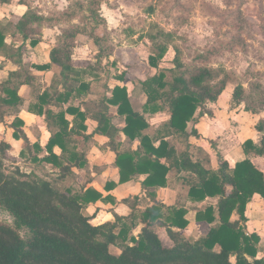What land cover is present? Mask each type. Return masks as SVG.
Here are the masks:
<instances>
[{
	"label": "trees",
	"instance_id": "1",
	"mask_svg": "<svg viewBox=\"0 0 264 264\" xmlns=\"http://www.w3.org/2000/svg\"><path fill=\"white\" fill-rule=\"evenodd\" d=\"M11 1L0 0V3ZM90 2L87 15L94 23L93 28L81 29L73 24L62 29L49 51V61L44 64H26L21 50L27 41L36 46L39 39L32 32L47 24V20L51 21V26L55 25L60 21V15L58 20L55 16L48 19L30 9L24 0H18L17 4L26 6L28 11L15 23L8 21L0 26V56L3 58L0 69L7 62L14 65L0 79V124L12 138L26 142L19 156L58 169V175L51 179L29 175L19 169L8 171L4 159L12 145L9 140L0 138V209L12 218V224L0 221V264H264V256L257 255L260 236L256 232H247L245 214L254 195L264 199V171L249 158L251 154L264 156V117L254 128L261 134L259 141L246 139L242 144L245 157L234 165L219 156L216 168L206 167L202 160H193L187 148L178 152L171 138L182 139L196 134L195 127L189 129L190 123L194 124L206 115L212 117L208 105L218 102L227 87L228 76L222 68L203 64L188 67L182 58L183 51L175 41V33L157 24H151L144 34L153 46L148 64L154 72L136 82L145 95L143 112L131 108L127 87L123 85L125 72L113 75L115 83L105 84L100 98L89 97L92 82L100 79L95 72L99 67L96 62L107 57L111 49L107 33H94L98 26L105 27V23L99 13L98 0ZM82 5L65 10L61 15L73 17ZM79 34L92 39L96 47L94 62L72 60ZM9 36H19L22 41L19 45L8 43ZM198 58H204L203 54H198ZM165 62L169 67L161 66ZM52 68L54 75L48 86L33 72ZM23 84L30 87L28 111L42 116L51 134L44 148L28 140L24 122L18 116L20 106L24 104L18 94ZM259 89L260 85L256 84L264 112V93ZM244 93L243 86L237 85L233 98L241 100ZM76 99L85 104L84 111L74 105L63 110L64 103L72 104ZM110 105L117 107V114L123 116V127L111 122L106 112ZM92 107L95 108L93 111ZM54 108L60 109L55 112ZM65 111L74 115L71 127ZM88 112H93L97 122L91 134H86ZM145 113H165L166 119L160 128L144 134L143 131L150 127ZM121 133L131 141L138 139L134 149H121ZM75 134H84L85 139L95 134L104 137L105 150L113 154V164L118 168L119 183L144 176L141 196L149 197L152 204L142 209L140 195L132 200L123 199L131 209L130 213L118 214L113 209V221L94 224L95 213L88 214L86 206L106 197L93 188L79 190L75 179L68 185L63 184L75 177L73 167L87 166L85 154L76 150ZM55 146L61 149L60 155L53 152ZM173 169L187 174L184 181L189 200L217 199L215 206L207 205L197 210V221L215 224L196 239L181 233L189 223L185 218L187 208L180 204L166 205L156 199V189L166 186L168 173ZM106 186L110 190L114 183L109 182ZM140 224L142 227L135 236L133 230ZM23 229L25 234L21 235ZM159 229L171 239V246L162 241ZM110 245L119 246V253H112Z\"/></svg>",
	"mask_w": 264,
	"mask_h": 264
},
{
	"label": "rangeland",
	"instance_id": "2",
	"mask_svg": "<svg viewBox=\"0 0 264 264\" xmlns=\"http://www.w3.org/2000/svg\"><path fill=\"white\" fill-rule=\"evenodd\" d=\"M17 1L12 0L10 5L0 3V26H4L8 21L15 23L21 14L28 11L26 6H17ZM24 2L34 12H39L48 19L55 16L58 20L59 15L61 16L60 21H57L55 25L51 26V21L47 20L45 22L47 24L32 32L39 42L36 46H31L27 41L22 47L21 53L26 64L42 62L43 57L51 49V39L53 38L55 42V37L61 34L62 29L73 24H77L81 29L94 26L87 15L89 14L87 7L91 6L90 0H24ZM98 2L99 13L104 20L105 27L104 25L98 26L94 33L96 35L107 33L111 49L107 57L96 62L99 67L95 72L100 79L92 86V98H100L105 91L104 85L108 82L110 85L115 83L112 78L114 74L125 72L129 75L126 76L128 79L143 80L154 72L148 64V56L153 52V46L144 34L151 24H157L175 33V41L181 47L183 61L188 67L203 64L215 69L222 68L228 76L227 87L218 102L208 105L212 117L206 115L200 118L203 120L202 124L199 129H196L197 133L192 134L198 139L201 136L199 132L203 135L198 143L200 151L194 150L193 154L200 158L205 157L206 165L211 167V164L215 166L216 161L220 159V154H215V151L219 152L220 149L229 148L232 153L239 149L246 139L259 141L261 134L256 133L254 128L257 122L264 117V112L261 111L262 107L259 104L261 96L255 90V85L259 84L264 93V0H98ZM80 3L83 4L82 8L73 17L61 15L65 10L67 12V10L77 8ZM35 32L38 33L34 34ZM21 41L19 36L7 37V42H13L14 45H19ZM95 53L96 47L92 39L86 34H79L73 48L74 62L86 60L94 62ZM200 53L204 58H198ZM81 57L83 59L79 60L78 58ZM166 62L161 66L169 67ZM10 68H13V64L8 63L7 67L0 69V79L6 76ZM126 84L131 105L134 108L141 105L140 112H143L145 95L141 85L131 84L129 81ZM237 85H242L244 88L245 93L241 100L233 98V90ZM109 114L113 115V111H109ZM157 115L145 113L146 118L154 122L149 123L150 127L147 131L150 133L160 128L162 123V115ZM38 124L26 128V134L32 140L37 139L39 133L40 139L42 138ZM194 124L190 123L189 129ZM0 138L9 140L12 145L4 159L8 171L19 169L36 177L48 179L56 177L53 175L55 173H52L50 164L34 163L28 157L19 156L18 151L22 142L11 139L10 132L2 125H0ZM177 147L182 150L183 143H177ZM229 149H225V152ZM225 152L222 157L227 161L233 163L240 158L239 153L229 157V155H224ZM250 156L264 171V156L258 157L253 154ZM174 174L173 172L172 184L176 186L182 198L184 195L182 187L184 186ZM81 177L82 173H79L77 177L67 179L63 184L68 185L71 179ZM253 197L248 203L249 210L252 208L250 203L254 202ZM254 199L258 201L256 209L261 212V220L257 227L250 223V229L246 228V230L250 232L258 229L262 236H260L261 246L257 255L264 256V199L258 195ZM140 206L143 208L145 205ZM0 221L12 224V218L1 209ZM138 231L135 230L134 234L137 235ZM206 231L207 226L201 225L191 228L189 233L185 230L181 233H186L196 239L204 235ZM20 234L24 235L25 230H20ZM159 236L167 246L172 245L171 239L163 229H159ZM110 251L118 254L120 247L110 245ZM231 258L234 260V257Z\"/></svg>",
	"mask_w": 264,
	"mask_h": 264
},
{
	"label": "crops",
	"instance_id": "3",
	"mask_svg": "<svg viewBox=\"0 0 264 264\" xmlns=\"http://www.w3.org/2000/svg\"><path fill=\"white\" fill-rule=\"evenodd\" d=\"M17 6H19V7L23 6L24 7V5H22V4H17ZM53 45H54V39L52 38L51 39V48ZM48 54H49V51L43 57L42 62L39 61V62H36L35 64L47 63L49 61ZM2 59L3 58L0 56V60H2ZM74 59H75V57L73 55L72 60L75 61ZM78 59L81 60L83 58L81 57ZM76 61H77V58H76ZM8 63H10V62H7L5 67H7ZM13 68H14V65H13ZM13 68H10V69H13ZM33 72H34V74L39 75L41 77V82L47 86L50 84L51 79L54 75V69L53 68H52V70H43V71L33 70ZM43 75L45 77H43ZM127 75L128 74H126V76ZM2 78H4V77H2ZM146 78H144V79H146ZM127 81H129L131 84H134L137 81H139V79L138 80H136V79L131 80V79H128V77H126L125 81L123 82V85L126 86ZM94 83L95 82H92V84L90 86L89 97H91V95L93 94L92 86ZM127 92H128V89H127ZM18 94H19V96H21L24 99V104L22 106H20L18 116L24 122L23 128H24L25 134H26V128L28 129L29 127H32L34 124L36 125V123H39L38 124V127L40 129L39 131L42 134L41 139H40V137H41L40 133L38 134V138L35 140H32L27 134H26V137L28 138L29 141H31V143H39L44 148L46 143L48 142V139L50 138L51 134L45 126V123L43 121V117L28 111V106H29L30 101H31L30 87L26 84L21 85L19 87ZM25 103H27L26 106H25ZM70 105H74L75 107H79L81 111H84L85 107H86L85 104L82 102V100L76 99V100L72 101V104L70 102L64 103L63 104V110H65ZM130 105H131V103H130ZM140 106L138 108H134L133 105H131V108L134 111L140 112ZM59 109L60 108H54L55 112H58ZM93 109H95V108L92 107V111H93ZM109 111H113V115H110ZM106 112L110 116L111 122L114 125L119 126V127L124 126V118H123V116H120L117 114V107L110 105L106 109ZM159 115H160V113L157 116H159ZM161 115H162L161 121L163 122V121H165L166 116H163V113ZM65 118L69 121V127H71L73 125V122H74V115L69 114L65 111ZM202 121L203 120L201 119L199 121V123L196 122L192 126L195 127L196 129H199L200 125L202 124ZM148 122L154 123L152 120L151 121L148 120ZM0 125H2V124H0ZM85 125L87 126L86 134H91L93 132V130L96 128L97 122L93 119V112L87 113ZM147 129H145L143 131V133L144 134H147V133L151 134L150 132L147 131ZM199 133L201 136H203L202 132H199ZM84 136H85L84 134L73 135V140L77 143V149L76 150L78 152H83L85 154V158L87 160V166L86 167H84L82 169H80V168L78 169V168L73 167V169H72V171L74 172L76 177H77V175H79V173H82L81 178L75 179V182H74L75 186L78 187L79 190H82V189L85 190L87 188H93L96 191L100 192L103 198L106 197L104 200H98L94 203L87 204V206H86L87 213L90 215L95 213L93 223L94 224H101V223H104L106 221H113L114 220V216L112 214L113 209L115 211H117L118 214L130 213L131 209L127 206V204L125 202L122 201L123 199L132 200V198L134 196L140 195L139 205L144 204L145 206H143V208H145L148 205H151L152 200L149 197H147L145 195L141 196V181L144 178V176H140L137 179L130 180V181H127L124 183H119L118 168L113 164V154L110 151L105 150L106 149L105 148L106 147V139L104 137H102L101 135H97V134L92 135L88 139H85ZM201 136H199V139L192 136V135H190L187 138H182V139L171 138V141L173 144H175L178 152L181 150L178 149L177 143L180 144L182 142L183 143V149L187 148L186 150H188V152L190 153V156L193 160L200 159L204 162L205 166L208 167L206 165L207 163H206L205 157L200 158V157H197L193 154L194 150L200 151V146H199L200 144H198V143L200 140H202ZM11 139H14V138L11 137ZM14 140L22 142V146H20L19 151H18V154H19L20 150L24 146L23 145L24 140L23 139H14ZM119 140H121V149L122 150L134 149L138 143V139L131 141L123 133L120 134ZM252 140H254V139H252ZM175 141H177V143H175ZM156 145H157V143H156ZM223 148H224V146H223ZM203 149H205V147ZM225 149H229V148L220 149L219 152L215 151L214 153L215 154L219 153L220 156H222L223 153L225 152ZM205 151H206V149H205ZM230 151H232V150L229 149L228 151L225 152L226 154H224V155H229V157H233L234 154L239 153L240 158L238 160H241L245 157V154L243 153V150H242V146H240L239 149H237L236 151H233L232 153ZM44 152H42L41 155H43ZM53 152L56 155H60L61 149L58 146H55L53 148ZM249 158L252 159V157L250 155H249ZM228 162L231 165H234V163L236 161H234L233 163L230 161H228ZM218 163H219V159H218V161H216L215 166H213L211 164V168H216ZM51 168H52V173H55L53 175L57 176L58 175L57 174L58 169L54 168L52 165H51ZM85 170H87V172H85ZM173 172L175 173L174 175L178 176V179L181 180L183 183L184 187H182V188L184 190V195L182 196V198L178 194L176 186H173V184H172L173 183V179H172ZM186 176H187V174L185 172H177L174 169L171 170L168 173V181H167L166 186L165 187H159L158 189H156V199L160 202H163L166 205L180 204V205H184L187 208V213L185 215V218L189 221V223H188L187 228L185 229L186 232L190 231V229L195 227V226H201V225H206L207 230H208V228L210 226H213L215 223L208 224L205 221H197L196 220V213H197L198 209H204L207 205L215 206L217 199L207 197L204 201H202L200 203L199 202H193V201L189 200V198L187 197L188 186H187L186 182L184 181V178ZM109 182H113L114 186L112 189L107 190V186L105 187V185ZM107 196H110L111 199L108 198ZM255 197H256V195H254V197H253L254 202L250 203V205H252V208L249 210V207H250L249 204L246 207V213H245L247 216V222H246L247 227L246 228H248V229H250L249 227H251L250 223H252L254 227H257L258 224L260 223V220H261L260 219L261 218V216H260L261 212H259V210L256 209V204L258 203V201H256L254 199ZM258 197H260V196L258 195ZM197 207H200V208H197ZM248 212H249V214H248ZM141 227H142L141 224L138 227H136L133 230V234H134L135 230L140 231ZM139 231H138V233H139ZM250 232H256L259 234V236H262L260 234V232L258 231V229L251 230ZM260 243H261V239H260Z\"/></svg>",
	"mask_w": 264,
	"mask_h": 264
}]
</instances>
